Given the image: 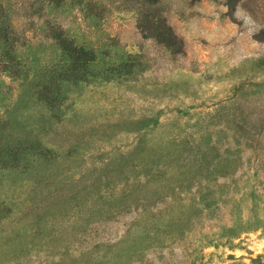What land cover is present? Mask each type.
I'll use <instances>...</instances> for the list:
<instances>
[{"label":"rangeland","instance_id":"374dc122","mask_svg":"<svg viewBox=\"0 0 264 264\" xmlns=\"http://www.w3.org/2000/svg\"><path fill=\"white\" fill-rule=\"evenodd\" d=\"M0 264H264V0H0Z\"/></svg>","mask_w":264,"mask_h":264},{"label":"trees","instance_id":"16d2710c","mask_svg":"<svg viewBox=\"0 0 264 264\" xmlns=\"http://www.w3.org/2000/svg\"><path fill=\"white\" fill-rule=\"evenodd\" d=\"M159 23V22H158ZM156 33L155 38L157 41H160L163 43V45L173 52H175V36L170 31V28L164 24V26H160V24L156 25ZM178 46L181 45V42L179 40H176ZM180 44V45H179Z\"/></svg>","mask_w":264,"mask_h":264}]
</instances>
